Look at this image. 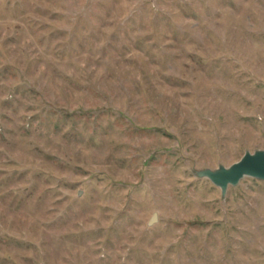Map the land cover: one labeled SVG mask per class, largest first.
Segmentation results:
<instances>
[{"label":"rangeland","instance_id":"obj_1","mask_svg":"<svg viewBox=\"0 0 264 264\" xmlns=\"http://www.w3.org/2000/svg\"><path fill=\"white\" fill-rule=\"evenodd\" d=\"M257 150L264 0H0V264H264Z\"/></svg>","mask_w":264,"mask_h":264},{"label":"water","instance_id":"obj_2","mask_svg":"<svg viewBox=\"0 0 264 264\" xmlns=\"http://www.w3.org/2000/svg\"><path fill=\"white\" fill-rule=\"evenodd\" d=\"M197 174L200 177L209 178L225 194L230 185H237L244 177L264 180V150H257L253 153L247 151L238 162L229 167L220 166L216 170L204 169L198 171ZM156 216L154 214L150 224L156 221Z\"/></svg>","mask_w":264,"mask_h":264}]
</instances>
